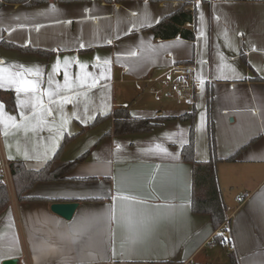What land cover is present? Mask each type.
I'll return each instance as SVG.
<instances>
[{
	"label": "crops",
	"instance_id": "1",
	"mask_svg": "<svg viewBox=\"0 0 264 264\" xmlns=\"http://www.w3.org/2000/svg\"><path fill=\"white\" fill-rule=\"evenodd\" d=\"M39 1L0 0V163L39 171L67 137L52 170L86 158L23 201L10 173L0 264H264V0ZM182 10L191 21L157 30ZM181 64L195 67L192 111L156 100L159 78ZM120 108L166 119L115 136ZM192 131L194 161L213 160L215 146L235 253L211 216L194 211ZM68 202L79 204L71 220L51 210Z\"/></svg>",
	"mask_w": 264,
	"mask_h": 264
},
{
	"label": "trees",
	"instance_id": "2",
	"mask_svg": "<svg viewBox=\"0 0 264 264\" xmlns=\"http://www.w3.org/2000/svg\"><path fill=\"white\" fill-rule=\"evenodd\" d=\"M7 4H23V5H35L40 3L39 0H2ZM185 19L189 22L192 20V13L189 11H179L176 13L170 22H163L158 27L161 29L163 27L173 26L172 23H175L179 18ZM184 19V20H185ZM168 23V24H167ZM187 37L193 38L192 33ZM178 34V30L174 33V37ZM165 38H171L172 33L168 36H164ZM10 46V45H9ZM188 118L192 114H188ZM107 117H98L95 122L91 125L92 127L99 125L103 122ZM114 129L113 135L121 136L128 134H138V133H149L153 131L158 126V121L165 120L166 118H160L157 120H149V119H137L133 118L127 109H117L114 112ZM112 133H109L107 136H111ZM212 138V136H211ZM71 141V138H66L63 146L56 154L55 158L50 161L43 169L36 171L27 169L25 164L21 161L13 162L10 164V173L14 185V189L20 201L25 200V195L38 183L43 182H54V181H62L67 180L66 175L70 173L77 165H79L85 158L86 155H83L76 159L73 162L65 164L56 170H52L53 164L57 162L66 146ZM213 152V160L208 163H199L194 161V133H191V142L185 147L184 155L187 161H193L195 167V176H194V185H195V195H194V204L193 208L195 213L198 214H208L211 216L213 223L216 229L222 226L224 222V208L222 205V201L219 195V189L217 185L214 162H215V146L213 144L212 148ZM10 204V195L9 189L4 181L3 175L0 173V214L3 213Z\"/></svg>",
	"mask_w": 264,
	"mask_h": 264
},
{
	"label": "built area",
	"instance_id": "3",
	"mask_svg": "<svg viewBox=\"0 0 264 264\" xmlns=\"http://www.w3.org/2000/svg\"><path fill=\"white\" fill-rule=\"evenodd\" d=\"M161 90L156 96L157 101H162L163 97L175 101L192 111L197 105V83L195 76V67L192 64L175 65L160 78ZM0 173L4 180L10 179V164L7 161H1ZM242 201V199H239ZM232 216H225L224 222L217 231L220 237V244L230 253L236 252L235 241L232 236ZM20 264H28L25 259L20 260Z\"/></svg>",
	"mask_w": 264,
	"mask_h": 264
},
{
	"label": "water",
	"instance_id": "4",
	"mask_svg": "<svg viewBox=\"0 0 264 264\" xmlns=\"http://www.w3.org/2000/svg\"><path fill=\"white\" fill-rule=\"evenodd\" d=\"M79 204L75 202L68 203H55L52 205L51 210L66 220H71L78 208ZM2 264H20V259H9L3 261Z\"/></svg>",
	"mask_w": 264,
	"mask_h": 264
},
{
	"label": "rangeland",
	"instance_id": "5",
	"mask_svg": "<svg viewBox=\"0 0 264 264\" xmlns=\"http://www.w3.org/2000/svg\"><path fill=\"white\" fill-rule=\"evenodd\" d=\"M164 99H166L165 97H163V100ZM169 99H166V100H164V101H162V102H159V105H161L162 107L164 106V107H167V108H179V109H184V106H180V105H178L176 102H173L172 100L171 101H168ZM5 182H6V184L8 185H10V182L8 181H6V180H4ZM239 202H241V201H239ZM226 215H228V216H232V218H231V222H233V218H234V215H235V211H233V210H231L230 208H225L224 209V219H225V216ZM231 225H232V223H231ZM219 229H220V227H219ZM218 229V230H219ZM217 230V231H218ZM228 252V251H227ZM229 254H231L230 252H228Z\"/></svg>",
	"mask_w": 264,
	"mask_h": 264
},
{
	"label": "snow or ice",
	"instance_id": "6",
	"mask_svg": "<svg viewBox=\"0 0 264 264\" xmlns=\"http://www.w3.org/2000/svg\"><path fill=\"white\" fill-rule=\"evenodd\" d=\"M2 71H4V70H3V69H0V72H2ZM18 90H19V89H18ZM119 198L124 199V200H130V199H133V197H130V196H127V195L122 196V197H119Z\"/></svg>",
	"mask_w": 264,
	"mask_h": 264
}]
</instances>
